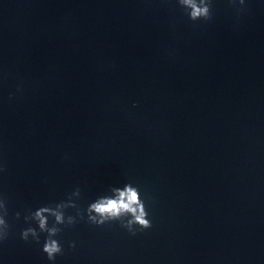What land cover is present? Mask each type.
Segmentation results:
<instances>
[{"label": "water", "instance_id": "water-1", "mask_svg": "<svg viewBox=\"0 0 264 264\" xmlns=\"http://www.w3.org/2000/svg\"><path fill=\"white\" fill-rule=\"evenodd\" d=\"M126 185L152 226L89 222ZM0 200V264H264V0H0Z\"/></svg>", "mask_w": 264, "mask_h": 264}, {"label": "clouds", "instance_id": "clouds-1", "mask_svg": "<svg viewBox=\"0 0 264 264\" xmlns=\"http://www.w3.org/2000/svg\"><path fill=\"white\" fill-rule=\"evenodd\" d=\"M177 2L192 21L201 19L208 20L211 18V0H177ZM239 4L244 5V0H239ZM79 194L78 189L72 193V195ZM70 199L71 197L69 200ZM75 207V204H66V202L58 203L55 207H40L35 212L31 213L29 217H25L26 220L30 219L37 221L39 231H37L36 228L29 227L21 233V238L27 241L31 234L33 239L39 243L40 233H47L42 250L47 254L49 261H54L56 256L62 253L60 242L53 238L61 231L57 225H72L75 223V218L73 216H68L66 221L65 212L61 211V209ZM126 214H130L132 219L128 220L127 224L121 225L127 228L133 235L135 234V232L131 230L133 224L139 225L141 230L148 229L152 226L150 220L147 218L149 213L146 210L144 201L138 197L137 190L133 189L130 185H126L125 190L120 191L117 198H101L91 203L87 208L89 222L97 226L103 225L108 221L120 220V218ZM18 215L19 214H17V216ZM49 215L54 217L52 227H48ZM6 216L7 208L5 203L0 200V240L7 239L8 236L9 225L5 219Z\"/></svg>", "mask_w": 264, "mask_h": 264}]
</instances>
